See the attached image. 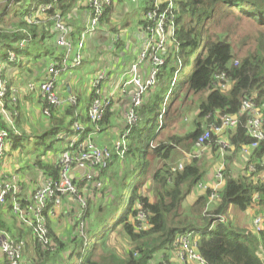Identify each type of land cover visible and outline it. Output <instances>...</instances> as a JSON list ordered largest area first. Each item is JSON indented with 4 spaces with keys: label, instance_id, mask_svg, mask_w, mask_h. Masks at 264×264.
Wrapping results in <instances>:
<instances>
[{
    "label": "trees",
    "instance_id": "16d2710c",
    "mask_svg": "<svg viewBox=\"0 0 264 264\" xmlns=\"http://www.w3.org/2000/svg\"><path fill=\"white\" fill-rule=\"evenodd\" d=\"M118 1L121 0H113L105 7L100 21L101 26L108 24L115 3ZM143 2V11L152 8L153 0H143ZM47 3L52 4V8L43 17H39L37 24H28L25 20L26 15L31 10L37 11L41 5ZM73 8L71 2L66 0H6L0 4V50H8L7 53L0 55L3 62L0 66V78H8L7 71L10 68L20 71L33 59L40 60L46 68L50 59L57 58L58 56L52 55L54 49L44 48L42 52L30 55L26 45L20 48L18 44L22 40H25L26 44L34 42L37 38L45 41L49 38V30L52 32V18L56 12L61 13L65 22L67 16H71ZM169 13L174 17L175 34L165 64L158 72L156 85L148 89L145 94L143 103L138 109V119L129 128L125 137V149L111 150L112 156L107 164V170L109 171L114 163L118 168L113 169L112 173L104 171V168L99 176V178L102 175L104 177L101 178L103 180V186L99 189L101 192L106 188L108 177L109 181H115L114 186L117 191L114 198L104 207H99L102 211L101 216L88 234L85 224L86 217H89V205L87 204L84 212L82 231L78 230L79 220L75 216L76 210L73 209L71 230L76 229L79 235L74 233L75 235L70 237L69 246L53 231L49 218V249L36 244L33 248L37 259L34 258L32 264H46L48 258L65 251L70 246L68 260L64 264H179L175 259L173 260L174 242L187 233L197 239L198 252L206 264H264V179H255L256 174L262 170L259 163L264 154V143L262 142L250 156L241 153L242 146L252 142L245 128L246 117L244 115L240 117L238 125L227 135L233 146L230 151L240 152L242 159L246 160V166L239 175L232 174L227 166L222 169L223 185L218 191V198L214 201L213 208L208 211H205V208L210 200L211 189H206L192 202L189 213L182 211L184 200L200 183L205 172L197 164L198 157L194 156L192 161L182 166V169L178 167L171 169L167 164L172 151L179 144L187 150L191 147L193 150L196 140L204 130L203 127L201 128V123L196 122L194 130L182 138L176 135H163L169 126L170 118L172 121L173 118L182 117L183 113H187L186 109H190L188 107L190 104L184 106L189 96L195 97L207 92L198 103V117L203 119L205 128L217 122L220 115L239 113L243 99H252L256 104L264 101V55L262 54L264 0H173V7L169 9ZM228 19L249 20L257 26L259 32L257 51L237 63L231 62L233 54L230 41L219 35L222 23ZM261 29L263 32H260ZM70 34L71 40L75 41L80 32L71 29ZM56 49L62 50L57 45ZM12 52L16 56L14 61L9 59ZM47 58H49L48 62H46ZM221 74H224L225 79L231 83V87L226 91L220 89L225 81L216 78ZM9 80L11 86L14 80ZM252 91H256V97L253 96ZM11 98L9 93L4 99V104L6 109L13 110L12 114L15 110L17 115H12L11 123L4 118L3 121L0 120V130L8 132L9 137L14 141L13 149H15L21 145V140L27 133L25 123H29L30 118L24 109L22 99L18 98L14 103ZM92 98L93 94H90L84 101L82 111L85 115L78 111V103H76L66 104L59 109L51 108L49 117H46L43 114L46 101L38 94L36 102L40 104L39 112L46 125L39 127L42 132L36 136L35 145H43L49 140L46 148L50 150L53 143L59 141L58 135L72 132L73 123L76 121L85 126L83 137L107 129L110 125L111 108L97 123L90 122L86 117ZM124 125L118 132L119 136L127 128ZM60 142L63 146L67 145L64 141ZM215 142L216 137L211 135L209 145L213 149L219 148ZM67 149L66 146L61 151ZM156 159L160 160L161 164L152 170ZM251 163L256 167L255 172L248 171V164ZM34 168L37 180L41 177V181L46 177L58 179L60 174L57 157L50 162L35 159ZM149 174L154 185L153 199L139 192ZM38 182L34 184H39ZM21 185L25 186V183L21 182ZM230 207L239 210L252 209L255 215L261 214L262 229L257 233L229 229L219 217H222ZM6 214L10 213L4 212L0 207V228L10 233L16 241L26 239L28 236L31 240L30 229L24 231V227L16 224L15 221L8 226L4 218ZM140 214L144 215V220L139 217ZM107 229L109 230L106 234L121 229L133 247L124 255L115 250H98V243L93 241ZM85 231L87 235L84 236ZM29 247L30 243L26 242L24 257Z\"/></svg>",
    "mask_w": 264,
    "mask_h": 264
},
{
    "label": "built area",
    "instance_id": "2783aa9c",
    "mask_svg": "<svg viewBox=\"0 0 264 264\" xmlns=\"http://www.w3.org/2000/svg\"><path fill=\"white\" fill-rule=\"evenodd\" d=\"M5 1L0 0V4ZM112 2L113 0H87L88 22L75 41L71 40V29L65 24L61 13L56 12L52 18V32L56 35V45L63 52L59 54L58 59H50L47 63L46 72L38 81V85L35 84L34 80L26 82L27 90L40 94L42 99L46 101V106L43 108L44 116L49 117L51 108L59 109L66 104L77 103L78 98L75 94L66 97L59 95L57 92L58 79L69 66L79 67L82 64L86 38L100 28L103 11ZM52 6V4L47 3L41 5L37 11L31 10L26 15V22L37 24L39 17H43ZM172 7L173 0H153L152 8L142 12L140 18L142 43L137 58L106 96L102 94L101 89L102 82L109 78L107 71L101 70L90 79L89 90L90 94H93V98L86 111V117L92 123H97L103 119L106 111L112 107L113 101L119 95L126 93L128 85H132L134 88L130 104L125 111L124 126L127 128L112 142L110 147L96 144L93 132L83 137L85 126L76 121L73 123L72 132H64L57 136V139L67 143L66 146L68 147L67 150L61 151L58 156L60 164L58 179L46 177L38 185H34L33 182L23 186L21 182L25 183L26 181L18 178L16 174L6 170L3 166L4 157L13 148L14 141L9 137L6 130H0V207L4 212L8 211L10 215L15 217L23 227L30 229L33 247L36 244L43 248L49 247V218L54 215L55 209L61 204V199L65 196L73 195L78 203L80 207L76 214V218L79 220L78 230H83L84 212L87 209L88 197L85 198L84 193L91 189L99 190L102 188L103 180L99 176L111 160V150L125 149V137L129 128L136 123L138 109L143 103L145 94L148 89H152L156 85L158 72L165 64L175 34L174 17L169 13V9ZM123 38L124 36L120 32L114 34L112 37L113 45ZM18 45L20 48H24L26 41L22 40ZM71 53H74V57L69 65L68 60ZM9 59L16 60L15 53H10ZM142 69H145L143 73ZM216 78L226 80L224 74L217 75ZM9 93L15 103L19 98L17 90L10 86L9 78H0V114L11 123L12 115L16 116L17 112L14 111L12 114L6 109L4 99ZM243 115L246 117V132L252 138V142L242 146L241 153L250 156L262 142L264 143V118L261 108L249 98L241 101L239 113L220 115L217 122L209 124L196 140L191 156H200L207 149L211 135L216 137L215 144L220 149L232 150L233 146L227 135L238 125L239 119ZM259 164L262 170L256 174L255 179L263 180L264 154ZM182 166L179 164L178 169H182ZM248 171L255 172V165L249 164ZM215 178L216 184H204L205 189L213 190L210 200L214 201L217 200L218 191L223 185L222 169L216 171ZM80 184H82L81 190H79ZM139 217L144 220L143 214H140ZM219 220L224 221L222 217H219ZM262 227L263 216L253 214L250 230L257 233ZM26 242V239L14 240L10 233L0 228V264H24ZM174 246L173 260L175 259L179 264H206L198 252L197 239L192 237L190 233L178 237Z\"/></svg>",
    "mask_w": 264,
    "mask_h": 264
},
{
    "label": "rangeland",
    "instance_id": "374dc122",
    "mask_svg": "<svg viewBox=\"0 0 264 264\" xmlns=\"http://www.w3.org/2000/svg\"><path fill=\"white\" fill-rule=\"evenodd\" d=\"M71 2L73 7L77 8V11L83 13L85 5V0H66ZM143 0H121L118 1L115 5V10H120L117 12V14L111 18V21L106 26L107 28L110 26L117 27L121 34H123L124 38L123 41L129 43L130 37L135 35L136 33L138 36L140 35L141 30V24H140V17L143 12ZM127 7L126 11H123V8ZM260 32H263L261 29ZM259 34L257 30V26L251 23V21L246 19H228L225 20V22L222 23L220 29H219V35L221 38H227L231 45H232V54L233 59L232 63L239 62L242 58L247 57L248 55H251L252 53H255L257 51V35ZM55 39L54 38H48L45 41L44 40H38L35 39L34 42H29L26 44V49L29 52L30 55H34L35 53H40L44 50V48H50L55 50ZM141 43V42H140ZM85 45V43H84ZM25 49V50H26ZM7 53V49H1L0 55L2 53ZM264 55V52L262 53ZM49 58L46 59V62H48ZM85 60V59H84ZM83 60V61H84ZM35 61V60H34ZM36 62V61H35ZM83 64L80 67H73L69 68V72H73L77 78H76V86L78 94L80 95V107H82L83 101L86 98V93L88 91V84H87V76L88 73H90L89 69V63L88 62H82ZM3 64V62L0 59V66ZM45 67V65H44ZM36 64L31 65V69H35ZM26 71V69H25ZM67 71V72H68ZM32 71L29 70L28 73L25 74V76H31ZM67 75V74H65ZM34 78V77H32ZM35 84L38 85V80H34ZM222 86L220 89L222 91H226L231 87V83L228 79L225 80L224 83L221 84ZM11 87L13 89L18 90L20 86L11 84ZM26 88V84H25ZM27 89V88H26ZM253 96L256 97V91H252ZM207 92H202L199 95L195 97H188V100L185 102L184 106H189L190 109H186L187 113H183L182 117L179 118H173L174 120L170 121L168 120L169 126L166 128L163 135H176L178 137H184L189 132L193 131L195 128V123L200 122L201 128L205 129V123L203 119H199L198 114V103L205 97ZM182 96V95H181ZM190 99L192 102L190 103ZM182 104V103H181ZM257 105L261 108V113L264 118V101L257 103ZM113 106V105H112ZM10 112L13 110L8 109ZM32 110V108H31ZM15 111V110H14ZM112 113V112H111ZM115 113H118L115 112ZM114 112L110 115V119L113 116ZM0 120L3 121V116L0 114ZM118 117L117 119H119ZM3 119V120H2ZM36 119V118H35ZM34 122H37L33 120ZM44 121V119H42ZM42 124V123H37ZM109 127L111 128L103 132L102 134V145L98 144L96 141L95 143L100 146H108L109 143L113 142L115 139L119 137L118 132L122 129L121 122L114 123L113 121L109 123ZM36 126V125H35ZM45 126V125H44ZM26 127H32L29 123H25ZM37 128L40 126H36ZM43 127V126H42ZM108 127V128H109ZM33 128V127H32ZM31 131H27L25 137L21 140V145L18 146L15 149L9 150L3 160V166L6 170L10 171L11 173H14L18 176V178L21 179H28L34 176L35 172L33 171L34 167V160L40 159L43 162L53 160L54 155L56 151L59 149H62L63 146L60 141H55L53 143L52 148L49 150L46 148V144L49 143V140H46V143L43 145L36 146L35 140L36 136L40 135L42 132V129L39 131H35L30 129ZM64 143V142H63ZM184 143V142H181ZM105 144V145H103ZM185 144V143H184ZM63 146V147H62ZM219 147V146H218ZM192 147L187 150L182 144H179L171 153L169 159L167 160V164L172 169L174 167H178L179 164L184 165L185 163H188L192 161L193 157L191 156ZM231 149H220L219 148H211V145H207V149L200 155L196 156L197 164L198 166L203 169L204 175L200 181L199 184H197L193 191L186 197V199L183 202V212L189 213L190 205L192 204L195 199L204 193L206 190L204 188V184H216V178L215 173L219 169H224L226 166L230 169L231 173L234 175H239L244 167L246 166V160L242 159V156L240 152H234L230 151ZM190 154V156H189ZM57 158L59 156L58 153H56ZM230 157V158H229ZM161 164L160 160L156 159L154 161V164L152 166V170L155 167H158ZM111 168H109V171L107 170V167L104 171H108L109 173L113 171V169H117L118 166L114 163L112 164ZM249 165V164H248ZM107 172V173H108ZM112 173V172H111ZM247 173V171H246ZM111 175V174H110ZM106 176H109V174H106ZM103 175H102V177ZM108 182H106V188L101 192V190H88L86 193H84L85 198L87 197V204L89 205V217H86V224L87 227V234L90 233V231L95 227V225L98 223V220L101 216L102 211L99 210V207H104L107 202L112 200L116 194L117 189L115 188V181L110 180L108 177ZM153 183L150 179V174L148 176V179L140 189V193L147 195L150 197V199H153ZM209 188V186H208ZM82 189V184L79 186V190ZM212 190V189H211ZM213 191V190H212ZM216 193V192H215ZM212 194V192H211ZM214 200H209V202L206 205L205 211H208L213 208ZM62 208H65V212L62 213ZM73 209L76 210L75 216L77 214V211L80 209L78 203L76 202L73 195L65 196L61 199V204L55 209L54 215L50 217L56 218L57 220H60V226L59 230L56 231L58 237L61 239V241L66 242L67 246H69L70 237L75 235L76 229H72L73 224ZM252 209H246V210H239L234 207L228 208L223 214L222 218L224 219L225 224L229 229H232L237 232H252L250 230L251 226V220H252ZM4 218L7 221V225L11 226L13 222L15 221L16 224L21 225L16 218H13L10 214H6ZM193 218V217H192ZM23 226V225H22ZM110 229V228H109ZM107 229L105 232L103 230L102 234L98 239L93 241V243L97 242V249H104V250H115L117 253L124 255L126 251L131 249L133 247L132 243L126 235L122 232L121 229L115 230L112 234H106L108 233ZM24 231L27 230V228L24 227ZM253 233V232H252ZM86 231L84 232V236L87 235ZM28 239V243H30V249L27 251L26 258L24 260V264H32L34 261V258L37 259V256L35 254L33 245L31 244L30 237H26V240ZM104 240V241H102ZM94 245V244H93ZM71 247V246H70ZM69 247V248H70ZM48 247H45V249ZM66 249L65 251H60L56 253L53 257L50 259L48 258L46 264H64L68 260V254L70 253V249ZM49 249V248H48ZM262 254V253H261Z\"/></svg>",
    "mask_w": 264,
    "mask_h": 264
},
{
    "label": "crops",
    "instance_id": "0c3cea01",
    "mask_svg": "<svg viewBox=\"0 0 264 264\" xmlns=\"http://www.w3.org/2000/svg\"><path fill=\"white\" fill-rule=\"evenodd\" d=\"M85 5H83L82 7H84L83 13L77 11V8L74 7V10H71V16H67L65 22L67 24L68 27H70L73 31L75 30H79V32H81L87 22H88V14H89V9L87 6V0H85ZM144 4V3H143ZM116 5V3H115ZM144 6V5H143ZM116 7H114V10L110 16V21L111 18L114 17L117 12H119L120 10H115ZM127 7L123 8V11H126ZM143 10V8H142ZM141 18V17H140ZM109 21V22H110ZM108 22V24H109ZM108 24H105L104 26L102 25L100 27L99 30H97L95 33H93L92 35H89L86 38L85 41V45H84V49H83V60L82 62H88L89 64V69H90V73H88L87 76V84L89 86V82L91 77L98 73L101 70H106L108 73L109 78L102 82V94L103 95H107V93L110 92V90L116 85V83H118V81L121 79V76L123 75L124 72L128 71V69L130 68V65L134 62V60L137 58L139 49L141 47V36L136 33L135 35L130 37V42L127 43L123 40H120L118 43L113 45L112 42V37L114 34L119 33L120 31H122L121 29L118 30L117 27L115 26H110V27H106ZM49 38H54L56 39V35L55 33L51 32V30H49ZM141 42V43H140ZM63 50H59L56 49L55 46V50L52 52V55L54 56H59L56 54L62 53ZM74 53H71L69 55V65H70V61L71 59L74 57L73 56ZM33 59L30 63L26 64V66L19 70H15L10 68L7 71L8 74V78L9 79H13L14 85H18L20 86L17 90V93L19 95V98L22 99L23 104L25 105L24 109H26V111L28 112L27 115L30 118V125L33 127H26L25 130L27 131H31L32 130H37L40 129L39 127L37 128L36 126H44L46 125L45 121H42V119H44L41 115V113L39 112V108H40V104L37 101V97L38 94L34 91H29L25 88V84L28 81L31 80H38L41 75L45 72V67H43V65L40 63V60H35ZM49 60V59H48ZM60 60V59H59ZM36 64V68L35 69H31V65L32 64ZM83 64V63H82ZM81 64V65H82ZM80 65V66H81ZM79 66V67H80ZM30 67V69H29ZM69 68H73V67H68L59 77L58 79V84H57V92L59 93L60 96L62 97H66L70 94H75L78 98V111L79 112H83L85 115V112L82 111V107L84 106V101L89 98L90 95V90L88 87V91L86 93V98L83 101L82 107H80V95L78 94L77 91V86L76 84V78L77 76L73 73V72H69ZM26 69V71H25ZM31 70L32 74L31 76H25L26 73H28V71ZM68 71V72H67ZM143 71H145V69H142V73ZM67 74V75H65ZM34 77V78H32ZM134 88L132 85H128L127 86V90L126 93L119 95L112 103V107L110 109V112H114L113 116L110 119V122H114V123H119L121 122L122 125H124V119H125V111L128 107V105L130 104V100H131V95L133 92ZM32 108V110H31ZM118 113H115L117 112ZM118 117H120L119 119H117ZM36 118V119H35ZM33 120L37 121L34 122ZM42 123V124H37V123ZM36 125V126H35ZM122 127V126H121ZM111 128V126L107 129H105L104 131H96L93 132V137L95 139V141L102 145V141H100L102 139V134L103 132L108 131ZM112 142L109 143L108 146H111ZM105 145V144H103ZM56 153L60 154L61 153V149H59L58 151H56ZM54 155L53 160L50 161H54L55 158L57 157V155ZM33 171L35 172L34 176L28 179H24L23 182H25V184H32L33 182H37L40 183L41 181V177L37 180V173H36V169L33 167ZM35 185V184H34ZM38 185V184H36ZM65 212V208H62V213ZM253 216V212L251 211ZM50 223H51V227L53 229V231L56 233V231H58L59 226H60V220H57L56 218H51L50 219ZM57 234V233H56Z\"/></svg>",
    "mask_w": 264,
    "mask_h": 264
}]
</instances>
